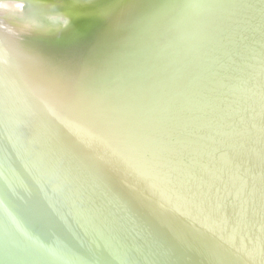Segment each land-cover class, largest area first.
I'll return each instance as SVG.
<instances>
[{"label": "water", "instance_id": "1", "mask_svg": "<svg viewBox=\"0 0 264 264\" xmlns=\"http://www.w3.org/2000/svg\"><path fill=\"white\" fill-rule=\"evenodd\" d=\"M0 264H264V0H0Z\"/></svg>", "mask_w": 264, "mask_h": 264}]
</instances>
